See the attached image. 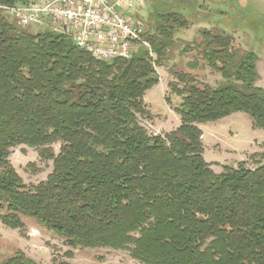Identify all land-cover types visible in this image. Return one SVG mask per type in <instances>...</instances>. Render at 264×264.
Wrapping results in <instances>:
<instances>
[{"label": "trees", "instance_id": "trees-1", "mask_svg": "<svg viewBox=\"0 0 264 264\" xmlns=\"http://www.w3.org/2000/svg\"><path fill=\"white\" fill-rule=\"evenodd\" d=\"M154 21L145 25L154 58L139 50L105 63L0 10V222L24 230L31 219L70 249L127 250L140 264H264V162L214 173L197 127L244 113L264 129L258 55L220 30L181 44L180 55L193 54L189 71L168 85L181 99L180 126L150 135L144 94L172 60L174 34L191 25L176 12ZM203 68L221 81L199 82L193 72ZM19 146L52 162L45 181L23 183L9 160ZM0 264L38 263L16 250Z\"/></svg>", "mask_w": 264, "mask_h": 264}, {"label": "rangeland", "instance_id": "rangeland-1", "mask_svg": "<svg viewBox=\"0 0 264 264\" xmlns=\"http://www.w3.org/2000/svg\"><path fill=\"white\" fill-rule=\"evenodd\" d=\"M167 12L182 14L189 23L188 29L174 34L176 42L172 60L166 67L156 68L159 83L146 91L143 97L149 118L141 124L150 135H166L179 125V116L174 111L181 99L172 93L169 83L175 82L173 73L188 72L193 54L180 55L181 44H191L203 29L220 30L233 36L235 45L244 50H253L259 58L260 75L256 83L264 89V0H144L141 20L149 28L155 27L158 15ZM161 20V19H159ZM32 33L49 30V26L32 25ZM199 82L216 86L221 78L208 68L193 72ZM199 137L203 158L214 173L221 174L223 167L235 168L246 163L250 169L264 162V129L255 128L248 115L236 113L215 122L200 124ZM159 132L160 134H158ZM55 154L59 144L53 146ZM10 163L27 186L45 181L52 171V162L42 161L35 149L19 146L10 155ZM24 230L11 229L0 222V255L10 256L19 250L38 264H140L127 250L70 249L57 235L41 228L31 219H24Z\"/></svg>", "mask_w": 264, "mask_h": 264}, {"label": "built area", "instance_id": "built-area-1", "mask_svg": "<svg viewBox=\"0 0 264 264\" xmlns=\"http://www.w3.org/2000/svg\"><path fill=\"white\" fill-rule=\"evenodd\" d=\"M143 9L144 0H31L26 5L0 6L20 28L46 24L105 63L130 60L139 50L154 58L140 16Z\"/></svg>", "mask_w": 264, "mask_h": 264}, {"label": "crops", "instance_id": "crops-1", "mask_svg": "<svg viewBox=\"0 0 264 264\" xmlns=\"http://www.w3.org/2000/svg\"><path fill=\"white\" fill-rule=\"evenodd\" d=\"M179 119H180V117H179ZM180 126V123H179V125L178 126H176L175 128H174V131L178 128ZM197 127L199 128V130L201 131V129H200V124L199 125H197ZM158 134H160L159 132H157ZM202 133V132H201ZM202 136H203V138H202V140L204 139V135L203 134H201ZM211 170L213 171V169L211 168ZM214 172V171H213Z\"/></svg>", "mask_w": 264, "mask_h": 264}]
</instances>
